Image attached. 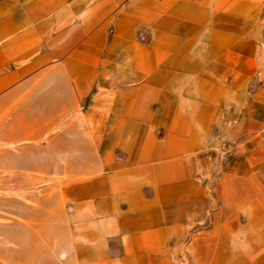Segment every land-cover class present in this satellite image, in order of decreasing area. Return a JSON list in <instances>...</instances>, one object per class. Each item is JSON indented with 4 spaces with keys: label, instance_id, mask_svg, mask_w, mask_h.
Returning a JSON list of instances; mask_svg holds the SVG:
<instances>
[{
    "label": "crops",
    "instance_id": "1",
    "mask_svg": "<svg viewBox=\"0 0 264 264\" xmlns=\"http://www.w3.org/2000/svg\"><path fill=\"white\" fill-rule=\"evenodd\" d=\"M2 142L9 264H264V0H0Z\"/></svg>",
    "mask_w": 264,
    "mask_h": 264
},
{
    "label": "rangeland",
    "instance_id": "2",
    "mask_svg": "<svg viewBox=\"0 0 264 264\" xmlns=\"http://www.w3.org/2000/svg\"><path fill=\"white\" fill-rule=\"evenodd\" d=\"M13 151V150H12ZM11 149L9 144L6 142L1 143L0 147V264H9L11 254L14 255L15 246H11L10 243V233L12 232L13 236L15 232L18 233L19 228L16 229L14 223H11L9 215V204L10 197L8 196V168H9V159H10ZM40 182H35L33 188H40ZM21 200L22 203H25V198H17ZM27 203L29 205L33 204L35 200H40V197L27 198ZM14 238V237H13ZM23 238V237H22ZM15 240V239H14ZM13 240V241H14ZM19 244V243H18Z\"/></svg>",
    "mask_w": 264,
    "mask_h": 264
}]
</instances>
